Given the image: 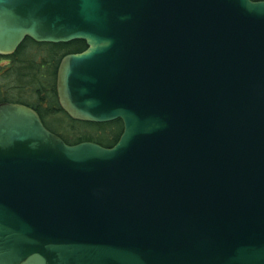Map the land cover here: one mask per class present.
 I'll return each mask as SVG.
<instances>
[{
	"label": "water",
	"instance_id": "95a60500",
	"mask_svg": "<svg viewBox=\"0 0 264 264\" xmlns=\"http://www.w3.org/2000/svg\"><path fill=\"white\" fill-rule=\"evenodd\" d=\"M84 41L56 71L66 144L0 103V264H264V1L0 0V55Z\"/></svg>",
	"mask_w": 264,
	"mask_h": 264
},
{
	"label": "trees",
	"instance_id": "16d2710c",
	"mask_svg": "<svg viewBox=\"0 0 264 264\" xmlns=\"http://www.w3.org/2000/svg\"><path fill=\"white\" fill-rule=\"evenodd\" d=\"M44 45L53 46L50 53ZM35 47H39L42 54L46 55L41 62L35 60L36 54L32 51ZM85 48V43L79 40L40 44L26 39L13 55L0 56V62H6L0 70V103L14 102L31 107L38 113L44 126L68 145L90 141L110 148L122 133L120 120L102 124L73 120L63 112L56 99V69L61 57L68 53H79ZM44 67L49 69L40 74ZM76 124L94 125L96 129L91 132L83 131L75 129L73 125ZM107 131H112L111 137L106 135Z\"/></svg>",
	"mask_w": 264,
	"mask_h": 264
},
{
	"label": "rangeland",
	"instance_id": "374dc122",
	"mask_svg": "<svg viewBox=\"0 0 264 264\" xmlns=\"http://www.w3.org/2000/svg\"><path fill=\"white\" fill-rule=\"evenodd\" d=\"M48 50H49V52L48 53H50V50L53 48V46H51V45H44ZM39 47H35L34 48V50H32L33 51V54H36V56H35V60L36 61H40L41 62V60H43L44 58H45V56L46 55H43L42 54V50H40V49H38ZM25 56H28V54H26ZM6 62L5 61H1L0 62V70H2V68L4 67H2L1 68V66L3 65V64H5ZM49 68L48 67H44V68H41V70H40V74H43V73H45L46 72V70H48ZM1 78V77H0ZM74 126V128L75 129H79V130H83V131H88V132H91V131H94L95 129H96V127L94 126V125H83V124H76V125H73ZM112 131H107L106 132V135L108 136V137H111V135H112V133H111Z\"/></svg>",
	"mask_w": 264,
	"mask_h": 264
}]
</instances>
